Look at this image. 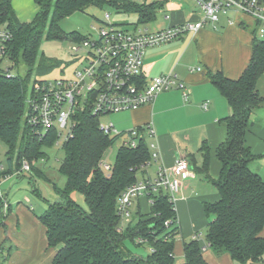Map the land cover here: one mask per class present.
I'll return each mask as SVG.
<instances>
[{
    "label": "trees",
    "instance_id": "trees-1",
    "mask_svg": "<svg viewBox=\"0 0 264 264\" xmlns=\"http://www.w3.org/2000/svg\"><path fill=\"white\" fill-rule=\"evenodd\" d=\"M35 2L39 10L34 18L21 21L12 0H0V23L6 24L13 36L7 52L13 67L19 62L33 67L44 37H65L60 19L92 3H109L119 9L136 11L140 23L155 20L162 6L157 2L140 4L133 0ZM255 35L251 59L239 77H228L220 70L209 71L211 82L232 109L231 114L222 119L226 124V137L216 150L220 161L219 177L213 178L209 173L211 151L206 141L200 147L201 165L193 162L196 171L219 191L218 200L204 204L209 218L208 247L219 255L228 253L241 264L260 263L264 259V176L250 167L257 155L246 139L253 110L264 102L257 90V81L264 72V39ZM82 38L76 33L72 35L74 40ZM41 72L46 70L41 69ZM25 79L20 74L9 76L0 68V140L9 145L8 162L16 157V164H13L16 171L24 159L31 162L33 170L34 162L46 155L43 147L56 146L58 138L56 128L39 140L27 127ZM73 119V135L61 146L64 157L58 168L66 176V184L62 188L55 186L59 200L49 202L37 215L45 227L48 246L56 249L53 264H174L175 238L180 225L175 204L164 191L151 194L153 202L149 213L136 210L135 223L125 230L119 225V197L138 179L141 164L149 159L148 139L141 138L134 148L122 143L114 164H110V170H105L102 167L105 152L125 131L112 136L105 134L100 128L99 117L92 113L90 106L75 111ZM4 170H0V180L7 176ZM74 192L84 195L88 209L82 208L73 198ZM6 214L0 205V228L6 226ZM165 221H170V225L166 226ZM136 236L152 243L147 260L133 254L125 245L127 237ZM183 249V264H210L203 255L200 239L184 242Z\"/></svg>",
    "mask_w": 264,
    "mask_h": 264
},
{
    "label": "built area",
    "instance_id": "built-area-1",
    "mask_svg": "<svg viewBox=\"0 0 264 264\" xmlns=\"http://www.w3.org/2000/svg\"><path fill=\"white\" fill-rule=\"evenodd\" d=\"M133 1L149 3L148 0ZM190 1L197 7L190 14L198 13L199 10L202 15L198 20L188 19L157 29L136 26L131 30L110 22V13L107 12L96 38L73 40V51L83 48L88 50L81 67L69 78L37 80L32 91L27 93L25 119L31 133L42 140L56 128L58 138L55 144L61 147L73 135L75 111L84 109L85 106H90L92 113L99 117L103 132L112 136L121 131L112 121L102 122L103 116L152 103L159 94L173 89L180 90L184 99L188 100L190 89L176 72L156 75L150 79L144 76V54L149 47L176 41L187 33L195 36L209 22L215 28L222 18L227 19L229 24L254 22L257 27L255 32L264 39V0ZM165 17L169 18L168 15ZM12 37L7 25L0 23V68L9 76L13 73V66L7 52ZM197 70L202 68L198 67ZM124 134L126 140L123 143L133 148L141 138L148 139L150 157L140 166L142 177L129 185L119 197V214L132 217V206L136 207L137 199L146 197L148 203H152L151 194L160 191H164L174 202L176 211L183 178L191 172L189 160L179 156L174 164L166 165L152 123L127 130L122 135ZM152 166H155L154 172L150 171ZM102 167L110 170V164L105 161L102 162ZM2 168L4 167L1 165V170ZM19 170L31 171V162L24 159ZM165 225L169 226L170 221H165ZM201 236V233L196 232L194 239H200ZM144 241L140 237V242Z\"/></svg>",
    "mask_w": 264,
    "mask_h": 264
},
{
    "label": "crops",
    "instance_id": "crops-1",
    "mask_svg": "<svg viewBox=\"0 0 264 264\" xmlns=\"http://www.w3.org/2000/svg\"><path fill=\"white\" fill-rule=\"evenodd\" d=\"M12 5L17 12L14 0ZM197 12L186 16L173 11L177 18H173L166 26L159 24L153 29L188 19L198 20L202 15L199 10ZM16 14L21 19L20 15ZM250 24V21L229 24L227 19L222 18L216 28L209 22L195 36L187 33L181 39L149 47L145 51L143 73L147 79L174 71L187 83L190 95L188 100H185L180 90L173 89L159 94L152 103L126 110L131 112L130 125L126 131L152 123L166 165L174 164L179 156L192 161L191 172L183 178V187L178 195H182V200L188 203L194 201L198 195L191 186V181L197 177L204 178L193 166V162L199 166L203 161L200 147L203 141H206L209 147L211 145L214 148L225 139L226 124L222 119L232 111L227 99L211 82L209 71L220 70L231 78L242 74L251 59L253 39L257 34L255 30L249 29ZM198 67L202 70H197ZM257 90L264 97V72L257 81ZM246 139L253 151L252 145L255 142L264 143V102L253 110ZM258 172L260 173V170ZM184 191H188L189 195H185ZM1 197L8 211L6 226L0 228V264H53L56 249L48 246L45 227L37 217L38 214L33 213V209L22 202L17 203L14 210L7 196L1 193ZM144 200L148 202L146 197L136 200V210L142 211L141 203ZM15 245L23 250L12 252ZM203 255L210 264L217 259L230 257L228 253L216 254L211 248L209 257L205 250ZM226 264H233V261ZM254 264H264V260Z\"/></svg>",
    "mask_w": 264,
    "mask_h": 264
},
{
    "label": "rangeland",
    "instance_id": "rangeland-1",
    "mask_svg": "<svg viewBox=\"0 0 264 264\" xmlns=\"http://www.w3.org/2000/svg\"><path fill=\"white\" fill-rule=\"evenodd\" d=\"M148 2L162 4V9L157 11L156 19L148 23L139 22L138 12L119 9L109 3H92L82 10L73 11L59 21L65 37L61 39H47L44 37L38 51L35 65L29 67L23 62H19L12 68L13 73L20 74L22 77L26 78L24 81H27L28 93L32 91L33 85L37 80L71 77L73 72L81 67L88 53L86 48L77 52L72 50L71 47L74 40L72 39V35L76 33L83 38H96L107 12L110 13V22L116 24L118 27L132 30L136 26L143 28H153L159 24H164L166 26L173 18H177V14L181 13L187 16L197 8L190 0H148ZM14 3L17 10L16 13L20 15V20L22 21L25 19H32L31 17H34L39 10L34 0H14ZM137 3L144 4V1H137ZM173 11L179 13L176 14L173 13ZM166 15H168L169 18H166ZM50 16L51 14L48 16L47 24L50 23ZM249 29L253 31L256 30V23L251 22ZM41 69L46 70V72H41ZM130 113V111L113 112L107 116H103L101 121L104 123L112 121L117 129L120 131L124 129V131H126L130 125ZM125 140L126 135H120L111 144L103 157L106 163L111 165L114 164L117 150ZM217 147L218 144L214 148L211 147L210 173L213 178H218L220 174V162L216 154ZM252 147L257 157L254 161L250 162V167L255 171L260 170V173L264 176V143L255 142ZM43 150L46 152V155L34 162L35 167L33 170L16 171L14 170L16 157L13 158V163L12 161L8 163V158L10 156L9 145L5 141L0 140V170L1 164H3L4 168L2 169H5L3 173L7 175L2 177L0 184V205L4 213L8 208H6L1 193L7 196L14 210L16 209L17 203L22 202L24 205L30 207V209H33L32 212L35 214H41L46 209L49 202L59 200L60 197L55 191V186L64 187L67 179L66 176L58 170L64 157V150L62 147L55 145L53 147H43ZM13 155H15L14 151ZM10 167L12 170L8 171ZM150 171L154 172L155 166H152ZM140 177H142V172L139 170L138 178ZM204 178L197 177L194 178L193 181H191L192 179L190 180L191 186L198 192L194 201L188 203L182 200L181 195L176 202V217L181 228L175 238L174 264H183L184 242H189L194 239L196 232L202 234L200 244L203 247L206 246L205 252L209 257L210 248L208 247L207 240L208 217L204 210V204L218 200L219 191L208 179ZM184 193L185 195H189L188 191H184ZM72 196L82 208L88 209L85 197L81 192H74ZM141 206L142 213H149L151 211V205L146 200L142 201ZM132 214L133 217L136 215L135 206H132ZM133 217L120 216V227L125 230L129 224L135 223L136 219ZM125 245L133 254L143 260H147L152 251L151 241L145 240L144 242H140L139 236L134 238L127 237L125 239ZM21 250L23 249L15 245L12 252H20ZM1 252L2 250H0V257H2ZM4 257L6 256L4 255ZM230 259L233 261V264H241L234 261L231 256H228L226 259H217L212 262V264H226L228 261H231Z\"/></svg>",
    "mask_w": 264,
    "mask_h": 264
}]
</instances>
